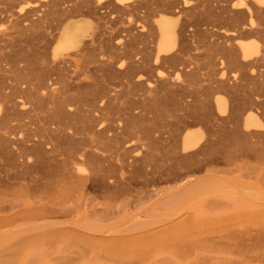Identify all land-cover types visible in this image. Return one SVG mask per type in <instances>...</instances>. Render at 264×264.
Wrapping results in <instances>:
<instances>
[{
	"label": "bare ground",
	"instance_id": "obj_1",
	"mask_svg": "<svg viewBox=\"0 0 264 264\" xmlns=\"http://www.w3.org/2000/svg\"><path fill=\"white\" fill-rule=\"evenodd\" d=\"M191 38L195 64L165 73ZM215 154L264 161V0H0V240L58 222L93 242L104 222L154 215L141 224L166 234L220 184L232 192L216 204L264 203L261 174L197 177ZM136 184L154 193L149 218L112 207Z\"/></svg>",
	"mask_w": 264,
	"mask_h": 264
},
{
	"label": "rangeland",
	"instance_id": "obj_2",
	"mask_svg": "<svg viewBox=\"0 0 264 264\" xmlns=\"http://www.w3.org/2000/svg\"><path fill=\"white\" fill-rule=\"evenodd\" d=\"M199 51L198 42L195 38H191L188 40L187 50L184 51L186 58H188L187 63H178L176 66L166 64V66L162 67V70L164 72L166 71L167 74L170 73L174 77L175 71L181 68L189 69L195 64L197 61L196 55ZM180 79H185L182 73H180ZM134 108L137 109L136 106H134ZM139 110V108L137 111L134 110V113L136 114ZM175 111L179 112V110ZM175 111L170 114V117L177 116L183 112L181 110L179 113H174ZM149 114L150 113L147 115ZM152 114L154 113L152 112L150 114L151 118L154 116H151ZM170 119L171 122L175 121V117L174 120L172 118ZM176 120L182 121V123L178 121L180 124L184 122V119H181V117H178ZM150 121L152 120H149V122ZM169 122L170 120H168V123H165L166 126L161 124V127L164 126L163 128L155 126L158 127L160 131L163 129L161 131L163 134L165 133V128L167 131L172 130V132L169 131V134H171L173 133V129H177L175 127L177 121L174 122L175 125L173 122L172 124ZM179 123L177 124L179 125ZM149 124H151V126H149L151 130H156H154L156 134L155 132L153 134L157 136L158 129L155 128L154 122ZM152 126L154 127L152 128ZM192 129H198V126H193ZM167 135L168 132L166 136L165 134L162 136L166 139L168 137ZM161 141H159L160 143H158V145H160L164 152L163 149L166 151L168 146L162 147L165 141H163L162 144ZM137 143L139 145L141 144L140 142ZM136 146L135 148L133 146V151H135L132 152L133 155L140 152V149L136 150ZM139 147H137V149ZM161 148L159 152H161ZM163 152L159 153L160 157H163L165 153ZM212 160L209 166L211 174H205V172L202 171L197 174V177H202V179L213 177L216 179V183H218L220 178H225L227 181H230L231 178H240L242 175L253 177L261 174L264 176V161L259 160V157L256 156L247 159L238 157L234 158V160L227 161L225 158H221V156L215 154ZM157 162L161 164L162 161ZM171 184L172 182H162L158 183V185L156 184L154 188L153 186L151 187L152 189L157 187L155 190L159 192L158 189L162 188L165 190L167 187L171 186ZM151 187L144 188L137 184L131 186V190H128L121 197L117 198V200L113 201V204H115L114 206L112 205L115 209L114 212H126L128 214L137 213L139 217L142 216L144 218L146 214L143 215V213L150 210L148 206H151V203L155 199V197H150L154 194H151ZM163 190L160 191L162 192ZM238 190H242V188L239 187ZM129 191L130 193H128ZM149 191L150 193H148ZM229 192L232 191L225 185L220 184L214 187L213 191L202 193L197 198L198 204L197 206L195 205V209H190L194 210V213H190L191 217L186 218V213L185 215L182 213L181 220L182 217L184 220H182L181 223L175 224L171 229L172 232L170 231L166 234H164L165 231L159 234H148L149 231H153L152 227H158L159 225H156V222L159 223V221H155L154 224L150 223L152 227L150 225L145 227V225H147L145 223L148 221L147 218H149L147 217L148 215H146L147 221L143 223V220L139 222L140 224H133V221L121 224L117 223L118 225L113 224L115 226L112 225L113 227H111V222H108V225L110 224L109 227L105 225L107 222H104L105 224L103 223V227H99L102 231L97 233L101 237H96L99 239L93 238L95 242H91L92 240L88 238L83 239L78 236L63 235L61 233L64 231L63 227L68 224H63L65 225L63 226L56 222L54 225L55 228L53 224L51 225L52 228H54V232H52L53 229H51L50 224L48 227L44 225L46 227L43 228L44 226H42L41 223L42 230L49 228L48 230H51V232L45 230L46 232L44 231V234L41 236L43 231L40 233L41 228L39 227V231L32 234L34 237H31L30 230L36 229L37 223L33 225L23 224L22 226H17V228L14 225L12 227L13 230L24 227V231L21 233L18 232L19 234L14 232L17 235L12 234V236L3 237L4 239L2 238V240H0V264H264V203L249 206L242 202L217 204L212 202V198L216 196L219 202L230 201ZM138 198H141V202ZM137 199L138 201H136ZM118 200H120V202ZM100 201L101 200H99V202ZM117 202L119 203L117 204ZM123 202H125L124 206ZM102 204L103 203H101V205ZM121 205L123 208H121ZM187 205L189 207L191 204H186L184 209ZM100 206L98 204L96 207L100 209ZM107 206L108 205L105 207ZM102 207L104 206H101V208ZM93 208H95V206ZM97 208H95L94 211H97ZM185 210V212L190 211L189 209L187 210V208ZM106 211L104 212V210L102 211L100 209L98 212L94 213V215L105 214ZM151 211L154 213L153 210ZM110 214L111 212H107L105 215ZM151 217L152 216H150V222H154L153 220L155 219L159 220L157 219L159 218L157 215H154L153 220H151ZM58 225L62 226V231H60V226L58 227ZM67 227H69V225ZM66 229L67 228H65V230ZM140 231L144 234L142 237L137 236V233L139 232L140 234ZM27 232H30V236L25 234ZM38 232L40 236H38L39 234L35 236ZM132 232L133 234H131ZM128 234L137 237L133 239V237H130ZM105 235L109 237L112 236V238L113 236L115 237L112 240L105 241V239H109V237H105Z\"/></svg>",
	"mask_w": 264,
	"mask_h": 264
}]
</instances>
